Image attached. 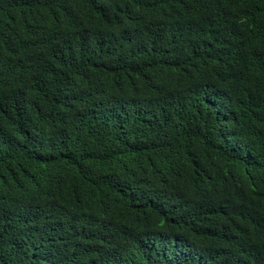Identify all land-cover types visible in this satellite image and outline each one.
Returning <instances> with one entry per match:
<instances>
[{
	"label": "trees",
	"instance_id": "obj_1",
	"mask_svg": "<svg viewBox=\"0 0 264 264\" xmlns=\"http://www.w3.org/2000/svg\"><path fill=\"white\" fill-rule=\"evenodd\" d=\"M0 264H264V0H0Z\"/></svg>",
	"mask_w": 264,
	"mask_h": 264
}]
</instances>
